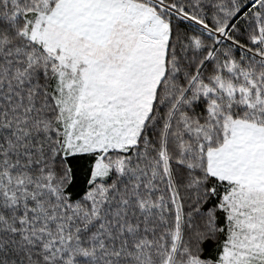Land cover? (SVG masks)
<instances>
[{"label": "snow or ice", "instance_id": "obj_1", "mask_svg": "<svg viewBox=\"0 0 264 264\" xmlns=\"http://www.w3.org/2000/svg\"><path fill=\"white\" fill-rule=\"evenodd\" d=\"M0 264H264V0H0Z\"/></svg>", "mask_w": 264, "mask_h": 264}]
</instances>
